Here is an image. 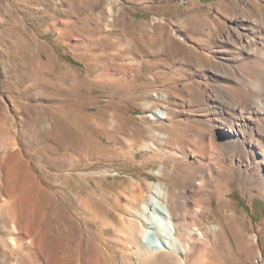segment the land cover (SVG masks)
<instances>
[{
	"label": "rangeland",
	"instance_id": "rangeland-1",
	"mask_svg": "<svg viewBox=\"0 0 264 264\" xmlns=\"http://www.w3.org/2000/svg\"><path fill=\"white\" fill-rule=\"evenodd\" d=\"M215 1L0 0V244L15 239L11 227L23 222L18 200L27 195L40 231L53 225L95 233L101 221L118 227L120 219H127L132 189H141L142 203L148 202L159 178L164 188L177 191L188 170L179 158L173 159L174 145L162 147L166 139L170 143L176 134L193 131H183L182 119L173 127L168 122L176 121L173 113L168 121L149 115L163 110L162 91L188 102L194 92L182 87L198 79L188 74L184 62L176 74L168 65L166 74L138 63L136 55L160 46L170 32L197 38L205 9ZM175 48L169 41L166 53ZM191 57L181 49L180 59ZM174 85L179 91H173ZM180 100L177 105L183 106ZM169 105L174 110L171 100ZM11 156L16 168L9 176ZM162 162L165 171L159 177ZM229 178L224 217L211 188L208 218L196 226L221 224L218 249L206 254L202 245L190 243L191 253L181 255L188 264H264V197L240 191L233 173L220 178L223 187ZM188 196L190 203L180 212L190 216L192 205L204 202L194 193ZM86 211L87 224L80 220ZM109 226L104 238L113 249ZM244 231L258 236L260 250L249 251L248 260ZM12 258L1 260L13 263Z\"/></svg>",
	"mask_w": 264,
	"mask_h": 264
},
{
	"label": "bare ground",
	"instance_id": "bare-ground-1",
	"mask_svg": "<svg viewBox=\"0 0 264 264\" xmlns=\"http://www.w3.org/2000/svg\"><path fill=\"white\" fill-rule=\"evenodd\" d=\"M205 10L202 31L196 32L197 38L170 32L160 46L146 48L136 55L138 63L150 64L166 74L170 70L168 65L176 74L183 69L184 62L188 74L198 79L197 83L182 87L196 94L188 102H182L176 93L162 91L159 102L163 110L149 115L168 121L173 113L176 121H168L173 127L182 119L183 131H193L189 135L176 134L170 143L166 139L162 147L174 145L172 153L167 151L173 159L179 158L188 170L177 191L164 188L159 178L149 191L148 202L142 203L141 189H132L127 199V219H120L118 227L101 221L95 233L86 227L74 230L53 225L40 231L29 213L33 199L24 196L18 200L23 222L18 228L11 227L16 237L0 244V255L13 257L15 261L3 263L4 257L0 256V264H188L181 255L191 253L190 243L194 247L202 245L206 254L218 249L221 224L207 223L204 229L196 226L208 218L211 188L216 190L221 205L218 214L222 215V209L229 206L225 199L233 178L224 181L225 187L220 178L233 173L240 191H254L264 197V0H217ZM171 40L176 48L166 53ZM182 48L192 54L189 60L179 58ZM150 56L151 62L147 60ZM172 89L179 91L176 85ZM170 100L172 111L168 109ZM177 100L183 106H178ZM7 164L10 176L16 168L15 157L11 156ZM175 168L174 161L172 172ZM164 171L162 162L156 173L160 177ZM7 189L12 193L10 186ZM188 193L196 194L204 202L202 206L193 204L195 209L190 216L180 212L190 203ZM87 211L80 215L86 224L90 222ZM228 217L236 220L231 213ZM239 220L241 225L246 224L245 220ZM107 226L109 239L116 245L113 249L108 248V239L104 238ZM240 233L246 260L249 251L260 253L258 236ZM184 236L191 240L184 242ZM210 237L214 238L213 242Z\"/></svg>",
	"mask_w": 264,
	"mask_h": 264
}]
</instances>
